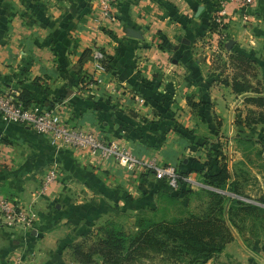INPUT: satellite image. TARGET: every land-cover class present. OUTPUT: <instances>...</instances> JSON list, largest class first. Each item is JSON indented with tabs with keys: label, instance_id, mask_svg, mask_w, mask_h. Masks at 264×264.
I'll use <instances>...</instances> for the list:
<instances>
[{
	"label": "crops",
	"instance_id": "0c3cea01",
	"mask_svg": "<svg viewBox=\"0 0 264 264\" xmlns=\"http://www.w3.org/2000/svg\"><path fill=\"white\" fill-rule=\"evenodd\" d=\"M97 2L0 0V93L55 109L69 126L117 141L144 162L174 164L200 182L202 173L218 170V145L225 153L235 146L245 162L235 139L264 137V127L255 137L260 124L245 123L256 109L246 98L258 94L236 93L224 79L232 82L238 69L230 55L242 51L256 60V76H246L264 95V0L247 10V19L231 21L230 42L218 54L209 44L218 0H117L113 23L100 20ZM95 48L105 52L104 71L94 67ZM53 168L58 178L41 192ZM161 190L170 191L153 171L129 172L0 115V195L31 203L39 214L30 232L0 225V264H11L21 245H31L34 255L39 249V264H81L68 244L112 212L135 217L155 208ZM151 258H136L137 264H152ZM91 264L104 263L96 257Z\"/></svg>",
	"mask_w": 264,
	"mask_h": 264
},
{
	"label": "trees",
	"instance_id": "16d2710c",
	"mask_svg": "<svg viewBox=\"0 0 264 264\" xmlns=\"http://www.w3.org/2000/svg\"><path fill=\"white\" fill-rule=\"evenodd\" d=\"M230 61L238 71L231 83L226 79L224 83L231 84L236 93L252 91L258 94L246 98L256 106V109H249L246 125L264 124V95H261L259 83L255 85L246 76H256V60L242 51H233ZM105 62L106 59L104 66ZM235 140L238 145L241 141L264 144V141L250 137L238 136ZM215 152L218 170L200 175L205 186L193 189L184 180L188 173L178 170L181 176L179 189L173 190L166 183L170 191L161 190L157 206L149 209L146 215L138 216L135 234L115 221H109L92 236L72 246L77 262L91 264L95 256H100L104 264H126L139 257H152L151 254L157 252L166 260L186 258L189 264H194L206 263L222 253L234 239L232 227L243 229L238 225L237 217L242 221L248 216L264 218V207L230 198L224 192L229 190L235 195L249 197L243 187L251 175L244 162L235 163L231 168L223 150L219 148ZM261 154H264V149L259 156ZM210 157L208 163L211 162ZM260 201L264 203V195Z\"/></svg>",
	"mask_w": 264,
	"mask_h": 264
},
{
	"label": "built area",
	"instance_id": "2783aa9c",
	"mask_svg": "<svg viewBox=\"0 0 264 264\" xmlns=\"http://www.w3.org/2000/svg\"><path fill=\"white\" fill-rule=\"evenodd\" d=\"M257 0H218L211 19L209 44L212 52L221 53L229 44L227 28L235 18L247 19V10ZM117 0H98L97 8L99 18L102 22H116L115 6ZM233 6L232 11L230 8ZM234 14L235 17H234ZM94 67L96 71H104L105 52L95 48L92 51ZM99 82L101 77L97 78ZM141 101H144L141 99ZM0 115L8 121L30 126L35 132L47 135L54 144L59 146L82 149L103 162L112 161L129 172L140 169L153 171L155 177L164 180L173 190L179 189L180 173L174 164L158 163L156 159L142 161L130 150L123 147L117 141L107 140L96 133L78 127L69 126L61 114L55 110H40L26 106L13 92L0 93ZM58 178V170L51 169L44 177L41 192ZM194 188L205 186L202 182L192 176L184 178ZM39 224V214L33 204H26L19 198L0 195V225L13 229L32 231ZM11 264H25L21 254H14Z\"/></svg>",
	"mask_w": 264,
	"mask_h": 264
},
{
	"label": "rangeland",
	"instance_id": "374dc122",
	"mask_svg": "<svg viewBox=\"0 0 264 264\" xmlns=\"http://www.w3.org/2000/svg\"><path fill=\"white\" fill-rule=\"evenodd\" d=\"M260 88V86H258ZM259 127H264V124H260L256 127L255 131V137H259V135H263V132ZM254 140H262L263 138H253ZM227 143V142H226ZM208 147L212 145L210 142H205ZM225 144V143H224ZM240 150L245 158L244 167L249 171L250 173V180H248L243 187V191L249 196V197H243L233 194L229 190H225L224 192L230 197V198H238L247 202H251L255 205L264 207V203L260 201L261 197L264 195V160L263 156L264 154H261L259 156V152L264 149V144L262 143H254V142H248V141H241L240 142ZM200 146V143H198ZM203 145V144H202ZM231 146V145H230ZM222 147L216 146L214 148V151ZM226 153L225 157L228 160V163H239L238 160L240 155L235 154V146L228 147L225 146ZM211 149V147H210ZM236 149H238L236 147ZM217 153L215 152L214 155ZM230 160V161H229ZM237 160V161H236ZM236 161V162H235ZM197 177V176H196ZM198 178V177H197ZM197 178H195L197 180ZM199 180V178H198ZM201 187H194L193 189H200ZM227 205H229L227 203ZM227 209V206H226ZM149 209L141 208L138 210L137 214L132 216L131 212H128L127 210H120L118 213L110 214L109 218L105 221V223L109 221H115L116 223L120 224L122 227H124L129 233L135 234L138 231V225H137V218L138 216L141 217L143 215L147 214V211ZM238 225L243 227L242 230H239L237 228L232 227V231L234 233V239L233 241L229 242L232 244L231 250L227 252V256L224 257V260H217V256L211 258L210 264L215 263H222V264H264V218H255L248 216L245 221H242L240 217H237ZM100 224L96 226L93 229L87 230L83 232L84 238L80 241L85 240V238H89L92 236L96 230L101 226L104 225ZM30 232V231H28ZM79 241V242H80ZM233 242V243H232ZM78 242H74L72 244H68L71 248L74 244ZM228 243V244H229ZM227 244V245H228ZM226 245V247H227ZM24 249L21 247L17 248L20 250V253H22V257L24 259L25 264H39V262L42 261V254H39V249H37L36 254L34 255L33 248L31 245L23 246ZM225 247V248H226ZM15 249V248H13ZM225 250V249H224ZM223 250V251H224ZM153 260L155 262H152V264H189V260L186 258H182L180 261H171L166 260L165 256H162L161 254L155 252L154 254H151ZM74 257V254H73ZM96 257L101 258L100 256H95V259L93 262L96 261ZM151 258V259H152ZM75 259V257H74ZM102 259V258H101ZM47 262L48 260H44ZM75 261H77L75 259ZM207 261L206 263H194V264H207L209 263ZM92 262V263H93ZM126 264H137V260H133L131 262H127Z\"/></svg>",
	"mask_w": 264,
	"mask_h": 264
},
{
	"label": "water",
	"instance_id": "95a60500",
	"mask_svg": "<svg viewBox=\"0 0 264 264\" xmlns=\"http://www.w3.org/2000/svg\"><path fill=\"white\" fill-rule=\"evenodd\" d=\"M131 35H132V36H138V35H137V34H135V33H131ZM186 42H187V41H186Z\"/></svg>",
	"mask_w": 264,
	"mask_h": 264
}]
</instances>
